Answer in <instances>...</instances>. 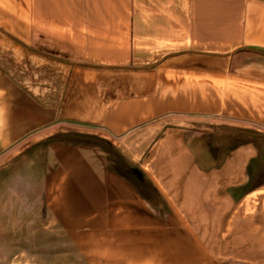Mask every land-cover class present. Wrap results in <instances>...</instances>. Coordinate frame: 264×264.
<instances>
[{"label":"crops","instance_id":"1","mask_svg":"<svg viewBox=\"0 0 264 264\" xmlns=\"http://www.w3.org/2000/svg\"><path fill=\"white\" fill-rule=\"evenodd\" d=\"M245 130L264 138V0H0V264H83L85 235L148 219L109 147L172 216L211 217L258 177Z\"/></svg>","mask_w":264,"mask_h":264},{"label":"rangeland","instance_id":"2","mask_svg":"<svg viewBox=\"0 0 264 264\" xmlns=\"http://www.w3.org/2000/svg\"><path fill=\"white\" fill-rule=\"evenodd\" d=\"M243 141L260 143L258 177L253 185L249 180L243 194L229 190L211 200L217 209L211 217L172 216L139 166L118 149L114 154L107 148L109 171L125 178L133 192L154 200L147 203L148 219L131 217L125 221L133 223L124 227L122 218L104 243H93L92 236L85 235L83 264H264V243L257 239L264 237V138L257 140L245 130ZM238 223L245 224L242 231Z\"/></svg>","mask_w":264,"mask_h":264}]
</instances>
